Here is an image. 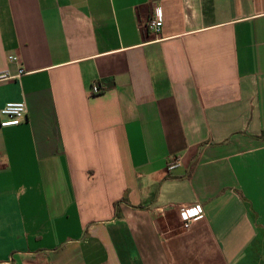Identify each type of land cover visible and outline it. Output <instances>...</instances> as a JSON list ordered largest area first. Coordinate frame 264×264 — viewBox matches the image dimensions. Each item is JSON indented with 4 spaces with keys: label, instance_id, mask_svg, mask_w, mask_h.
Instances as JSON below:
<instances>
[{
    "label": "crops",
    "instance_id": "obj_1",
    "mask_svg": "<svg viewBox=\"0 0 264 264\" xmlns=\"http://www.w3.org/2000/svg\"><path fill=\"white\" fill-rule=\"evenodd\" d=\"M9 101L0 264H264V0H0Z\"/></svg>",
    "mask_w": 264,
    "mask_h": 264
},
{
    "label": "built area",
    "instance_id": "obj_2",
    "mask_svg": "<svg viewBox=\"0 0 264 264\" xmlns=\"http://www.w3.org/2000/svg\"><path fill=\"white\" fill-rule=\"evenodd\" d=\"M162 12L159 6L154 7L151 16L146 21L145 26L153 33L157 34L162 25ZM8 59L14 62H17V57L14 55H8ZM24 73L22 67H18L17 76ZM4 77L10 78V75H4ZM103 87L102 84L95 83L92 86V90L99 91L100 88ZM26 117V106L22 101H9L5 102L2 107H0V126H10L17 125ZM179 164V160L177 157H171L168 164L167 169H173ZM203 215L202 209L196 205H179L178 207V216L181 222V227L186 228L190 225V223L201 217Z\"/></svg>",
    "mask_w": 264,
    "mask_h": 264
},
{
    "label": "trees",
    "instance_id": "obj_3",
    "mask_svg": "<svg viewBox=\"0 0 264 264\" xmlns=\"http://www.w3.org/2000/svg\"><path fill=\"white\" fill-rule=\"evenodd\" d=\"M115 204H117V202Z\"/></svg>",
    "mask_w": 264,
    "mask_h": 264
}]
</instances>
